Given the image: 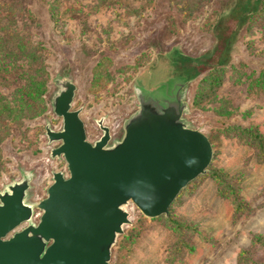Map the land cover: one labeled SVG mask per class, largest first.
Here are the masks:
<instances>
[{
    "label": "rangeland",
    "instance_id": "1",
    "mask_svg": "<svg viewBox=\"0 0 264 264\" xmlns=\"http://www.w3.org/2000/svg\"><path fill=\"white\" fill-rule=\"evenodd\" d=\"M148 1L0 0L1 24L12 20L22 35L12 37L13 50L28 47L44 64L2 62L9 69L0 68V195L28 182L33 215L23 229L39 222L53 174L68 175L64 159L51 157L61 142L46 135L47 127L62 130L57 80L75 87L71 110L87 141L97 142L104 127L107 147L139 111V89L158 115L185 104L181 119L207 137L213 155L209 172L180 192L167 215L149 219L125 207L129 223L109 264H264V0L237 36L231 63L191 81L179 71L180 55L212 50V29L232 0Z\"/></svg>",
    "mask_w": 264,
    "mask_h": 264
},
{
    "label": "water",
    "instance_id": "2",
    "mask_svg": "<svg viewBox=\"0 0 264 264\" xmlns=\"http://www.w3.org/2000/svg\"><path fill=\"white\" fill-rule=\"evenodd\" d=\"M56 84L54 113L63 125L58 132L47 127L46 135L61 142L51 157L64 159L68 175L53 174L37 205V225L10 238L33 215L25 204L29 184L16 183L0 195V264H109L111 247L129 223V203L149 219L167 215L180 192L211 164V143L185 126L181 101L158 115L136 89L139 111L125 123L122 140L107 147L109 129L101 126V138L87 141L79 111L71 110L75 87L67 80Z\"/></svg>",
    "mask_w": 264,
    "mask_h": 264
},
{
    "label": "trees",
    "instance_id": "3",
    "mask_svg": "<svg viewBox=\"0 0 264 264\" xmlns=\"http://www.w3.org/2000/svg\"><path fill=\"white\" fill-rule=\"evenodd\" d=\"M113 1L115 0H101V3L111 4L110 2ZM148 2L150 3L152 0H149ZM261 3L262 0H232L231 4L226 7V11H224V13L218 18L212 29L213 35L216 39L212 50L206 52L203 57L196 59L180 55L178 59L181 64V66H179V71L184 73L188 78V81L196 79L209 70L225 68L231 63V52L237 40V36L248 24L250 16L258 13ZM3 14L4 12L0 11V18H2L1 16ZM2 24L0 22V68L8 70L9 64L2 67L1 65H4L2 62L11 57H15L13 62L14 66H11V69L21 67L24 63L30 68L33 67L34 69L38 68L43 70L44 64L40 54L37 52L35 53L34 50L28 47L23 50H13V45L15 44H12V37L18 35V37H22V35L11 30L13 26L12 20H7L6 22H2ZM28 60L29 65L27 64ZM3 114L12 119L16 118L10 107H6ZM260 147L262 151L263 147ZM207 169L205 172H209Z\"/></svg>",
    "mask_w": 264,
    "mask_h": 264
},
{
    "label": "flooded vegetation",
    "instance_id": "4",
    "mask_svg": "<svg viewBox=\"0 0 264 264\" xmlns=\"http://www.w3.org/2000/svg\"><path fill=\"white\" fill-rule=\"evenodd\" d=\"M25 223H23L22 225H20L14 232H12L9 236H8V238H10L11 236H12V234H14L15 232H17V231H21V230H23L24 228H26V227H28V226H26V227H23V229H21V227L24 225ZM37 225V224H36ZM20 228V229H19ZM19 229V230H18Z\"/></svg>",
    "mask_w": 264,
    "mask_h": 264
}]
</instances>
